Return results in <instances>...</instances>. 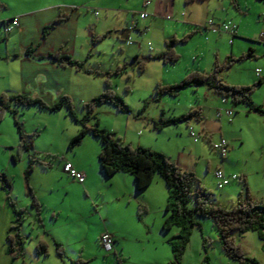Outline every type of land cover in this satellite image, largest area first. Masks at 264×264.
Wrapping results in <instances>:
<instances>
[{"label":"rangeland","instance_id":"rangeland-1","mask_svg":"<svg viewBox=\"0 0 264 264\" xmlns=\"http://www.w3.org/2000/svg\"><path fill=\"white\" fill-rule=\"evenodd\" d=\"M10 1L13 4L18 2ZM54 1L30 0L24 8H39ZM143 1L94 0L90 9L82 10L88 13L91 23H100L98 31L106 15L127 13L128 21L132 17L137 19L142 32L131 30V43L127 38L117 35L115 29L104 31V37L103 33L96 31L95 37L101 36L97 42H93L91 36L86 34L78 38L75 55L84 58L81 60L88 58L85 66L92 68L93 74H81V80L78 79L80 85L65 89L67 93L64 94L69 97L76 116L81 118L87 111L85 103L102 92L104 72L110 71L112 74L107 77L112 89L127 104L130 112L104 102L94 108L99 126L112 131L114 137H119L131 147L145 146L161 151L175 164L181 165L182 169L193 171L200 183L211 192L213 204L229 208L232 203L242 199L244 181L252 201L264 204V138H260L252 129L254 117L259 116L249 112L243 103L235 104L229 98H226L227 103H223L222 96L207 85L182 88L175 96L165 93L158 98L154 92L157 83H177L195 70L211 73L215 65L221 66L218 76L227 84L250 85L253 79L258 80V75L253 76L254 71L256 67L263 70L264 58H258V65L254 64L251 57L233 60L228 65V56L238 57L246 53L251 47L248 45L250 40L233 37L234 43L231 44L230 34L212 32L207 29V23L210 19L216 23L232 20L245 30L246 38L258 41V34L264 31V0H235L236 6L231 0H171L168 13L172 17L167 19L162 16L164 21H159L156 26L150 24L151 16L139 18ZM11 10L13 8L3 11L8 14ZM94 10L98 11L97 15H94ZM42 11L36 13L38 17ZM66 20H55L47 31L60 29V33H63L64 30H72L74 22ZM163 34H172L178 40L173 45L178 55L175 63L165 64L160 59L145 57L165 47ZM257 41L250 43L258 44ZM148 43L153 47L152 50H148ZM136 54L143 62L142 71H138L135 61H132ZM0 63L2 79L7 64ZM124 66V71L115 72L117 67ZM7 67L20 80L17 76L20 63L12 60ZM25 85L26 88L22 89L25 91L17 93L34 96L30 90L32 92L35 85L30 80ZM60 96L53 97L51 101L42 98L51 103ZM230 104L233 105L231 120L223 112ZM190 109L200 112L198 120L193 117L161 129L153 127V120L178 116ZM217 109L222 111L220 117L216 115ZM12 117L11 113L6 112L0 120V141L4 142H0V172L7 174L17 208L25 209L20 227L24 236L23 255L14 260L10 257L14 264H118L117 257L120 264H149L156 256L163 254V250L170 251L167 241L178 232V227L171 225L163 229V223L169 215L165 210L166 203L159 205L158 192H150L149 187L145 191H136V194L133 192L130 196L120 194L124 182L114 183V177H120V174L106 177L102 173L97 157L100 142L91 133H87L80 143L69 146L70 138L76 134L79 126L65 105L56 110L41 108L37 104L17 107L16 117L21 122L22 130L26 138L33 140V147L29 150H19V134ZM93 121L94 118H91L87 123ZM189 127L200 134L196 142L189 135ZM221 137L228 142L224 160L212 148V144ZM29 157L50 163L51 166L43 168L40 162L33 161L32 170L26 172ZM64 160L85 166L89 170L88 181L81 184L62 171ZM217 167L226 174H236L238 179L218 187L213 175ZM58 171L62 172L59 181L55 177ZM25 173L28 174V183L35 197L44 200L39 211L42 224L34 221L36 210L31 206L27 194ZM242 173L244 178L240 177ZM127 174L133 179L131 174ZM53 179L56 180L55 186L50 192L46 186ZM152 183L151 187L156 189ZM165 189L164 186V196L167 195ZM188 206L192 207L193 202H189ZM195 219L198 223L192 227L180 264H264V239L255 230L232 234L234 244L240 246L244 255L256 260V263L240 262L229 258L222 250L212 218L196 216ZM7 220L0 208V263L7 260V254L3 251L9 224ZM104 231L112 235L113 249L110 252L100 245L99 237ZM52 237L61 244L62 256L55 252ZM38 240L47 242V255H36L35 244Z\"/></svg>","mask_w":264,"mask_h":264},{"label":"trees","instance_id":"trees-1","mask_svg":"<svg viewBox=\"0 0 264 264\" xmlns=\"http://www.w3.org/2000/svg\"><path fill=\"white\" fill-rule=\"evenodd\" d=\"M189 1L192 0H186V2ZM231 2L236 6L235 0H231ZM6 23L7 21L4 22V24ZM53 25L54 22L44 27L43 32H46L47 28L52 27ZM235 34L236 33L230 35ZM105 35L106 33H103L102 37ZM99 37L101 36H98V38ZM98 38L92 36V41L96 42ZM177 41L178 40L174 36L166 39L165 49L157 54L149 56V58L160 59L165 64L175 63L178 60V55L175 52L173 45ZM181 41H185V39H182ZM26 51L28 52V50ZM251 56H253V49L250 47L246 53H242V55H239L238 57L228 56V65L233 60ZM51 57L60 66H72L76 70L90 72V70L85 67L84 60H77L68 54L60 52L51 54ZM132 61H135L138 71L143 70V62L138 59L137 55L132 57ZM124 68L125 66L117 67L115 72H122L124 71ZM220 69L221 66L215 65L214 70L211 73L195 70L190 72L185 78L177 83H157L154 92L157 97L165 93L175 96L182 88L207 85L210 89L221 95L222 98H229L235 104L243 103L249 111H257L264 115V108H262L261 105L255 104L251 98V93L253 92L256 83L250 85L227 84L218 76ZM104 74V88L102 92L93 96L87 103H85L87 111L81 118L76 116L70 99L66 94L61 95L56 101L48 103L40 96H32L25 93L10 94L2 92L0 94V120L6 112L12 114L14 124L16 125L19 134V150L31 149L33 147V140L30 137L26 138V134L21 127V122L16 117L18 106L37 104L41 108L56 110L65 105L70 115L79 126L76 134L70 138L69 146L80 143L87 133H91L93 136L97 137L100 142V148L97 155L98 162L102 173L106 177L119 171L129 173L135 180L136 191L140 192L148 187L156 176H159L164 182L168 190L165 210L169 212V215L164 221L162 227L163 229H168L171 225L178 227V232L175 235H172L167 241L170 246L172 258L165 264H180L182 254L189 242L192 227L198 223L195 219L196 216L212 218L213 226L218 233L221 248L229 258L240 262L256 263L254 258L244 255L240 246L234 244L232 237L233 232L242 233L247 230H255L259 237L264 239V204L252 201L246 181H244L245 193L242 199L232 203L229 208L213 204L210 200L211 192L200 183L193 171L182 169L171 161L163 152L145 146L131 147L130 145L123 143L119 137H114L112 131L99 126V121L94 114V108L104 102L111 103L120 110L126 109L127 113L130 112L127 104L112 89V84L108 79L112 72L106 71ZM259 82H261V78L257 80V83ZM193 117L197 120L200 118V112L197 109H190L187 113H182L178 116H171L168 118L160 117L157 121L153 120V127L161 129L164 126L175 124L182 120L188 121ZM91 118H94V121L93 123L88 124L87 122ZM33 161L40 162L43 168L51 166L50 163L37 160V158L34 157H29L26 172L32 170ZM25 178L28 188L27 194L31 199L30 204L35 208V216L40 222L39 211L42 204L37 201L31 187L29 186L27 173H25ZM0 182L5 191L9 192L11 183L4 172H0ZM7 197L15 214V218L7 231L6 251L11 256V259L14 260L23 255L24 236L20 232V227L21 218L23 217L25 210L24 208H17L14 200L9 197V194H7ZM189 202H193L192 207L188 206ZM53 241L55 252L59 256H62L63 249L61 244L55 239H53ZM35 253L36 255H47V242L38 240L35 244ZM117 261L118 264H120L118 257L116 258V262Z\"/></svg>","mask_w":264,"mask_h":264},{"label":"crops","instance_id":"crops-1","mask_svg":"<svg viewBox=\"0 0 264 264\" xmlns=\"http://www.w3.org/2000/svg\"><path fill=\"white\" fill-rule=\"evenodd\" d=\"M144 1L142 2V8L140 12L147 11L149 15L146 18H141L139 12V18L147 19L151 16L152 19H150L149 22L153 26H156V24L159 21H164V18H162V16L166 17L167 19H169L168 16H170V18L172 17V14L168 13L170 9L169 4L171 3V0H148L149 3L147 5H144ZM29 2L30 0H18L17 4H13L10 0H0V30L4 31L3 29L5 25L4 22L8 21V19L13 17H17L18 19L17 26H13L11 30L7 32L4 31L2 35L0 34V62H3L2 64H7L4 67L2 79H0V94L2 92H6L10 94L23 92L25 90L22 89L26 88L25 84L28 83V80H30L35 85L33 86L34 90L32 92L30 90V93L33 94L34 96H40L43 97L44 99H50L51 101L53 97L67 93L65 89H69L73 85L75 86L79 84L78 79H80V76H82L81 74H86V76L93 74L92 68H88L86 66L85 67L89 69L90 72L79 71L73 68L72 66H60L55 62V60L52 59L51 54L60 52L63 54H68L74 59L81 60L84 58H78V56L75 55V51L77 50L76 47H78L77 45L78 38H80V36L86 34V36H91L92 39V36H95L94 33H96V31L97 33L101 32L102 34L107 29L108 30L115 29L116 31L115 33L117 35L119 34L120 37L122 38L125 37L131 41L130 39L131 30L138 31L139 33L142 32L137 25V19L132 17V19L128 21V18L126 17L127 13L125 14L120 13L122 14V18L124 19L123 22H125V24H122L123 22L121 21L122 18L120 17V14L116 16L112 15L113 13L110 15H106L105 19H102L103 22L101 23V28H99L98 31L97 28L100 27L99 26L100 23L98 24L91 23L90 20L88 19V13L85 14L82 11L83 9L85 10L90 9V5L94 3V0H56L53 3H50L46 6H42L39 8H24L28 6ZM59 3L60 5H58ZM100 5L105 6L104 4H100ZM9 8H13V10H11L10 13L5 14L3 10ZM40 10L43 11L40 13L41 14L40 17H38L36 13ZM93 13L94 15H97L98 11L94 10ZM59 19L62 20L67 19L66 21L68 20L73 21L75 24L74 28L72 30H67V31L64 30L63 33H60V29L54 32L51 30L43 32L44 27L50 25L52 22H55V20H59ZM131 26H133L132 29ZM145 28L146 26L144 27V29ZM242 29H240V27H237L236 34L230 35L231 36L230 42L231 44H233L234 43L233 39L238 37L243 40L244 39H247V41L250 40L248 41V45H250L251 48L253 49V56H251V58L254 59L255 61L254 64L258 65L259 63L257 61L258 58H264V42H260L256 40L259 43L252 45L250 42L251 41L256 42V41L246 38L247 34L245 30L243 29L244 30L243 31ZM171 35L172 34H167V35L163 34L162 39L164 40V46H165V40L167 38L172 37ZM79 46H81V44H79ZM148 46H149L148 50L153 49V47L150 46V43H148ZM164 49L165 47L161 51H163ZM26 50H28V52ZM149 56L151 55L148 54L145 57H149ZM86 59L84 60L85 62H87ZM12 60H16L17 62L20 63V72L19 75H17L20 77V80L18 77L16 78V75L15 76L12 75L10 68L7 67L9 66V62ZM256 69L257 67L255 68L254 71L255 74L253 76L258 75L257 77L258 79L261 78V82L257 83V80L256 81L254 79L252 80L253 81L252 84L256 83V86L253 90L254 92L251 98L255 104L261 105V107L264 108V67L263 70L261 69L260 71L261 73L259 74L256 73ZM20 81L21 83H19ZM22 83H24L23 84L24 87L22 86ZM87 87H89V85H87ZM222 102L227 103V99H225V101ZM228 107H233V105L231 104L227 105L226 108ZM249 112H253L254 114H256V116L257 115L259 116V117H254L255 124L253 125V128L252 127L251 128L255 130L256 135H258L260 138H264V115L257 111L250 110ZM0 142L4 143L2 141ZM64 161L70 162L75 169L79 171H83L85 173V178L83 179L82 182L76 179L79 183L85 184L88 181L89 170L85 166L79 165L76 162L73 163L71 160H64ZM116 174H120L118 175L120 177H114V183L119 184L120 181L124 182V186H122L123 191H121L120 194H127L128 196L132 195L133 192L134 194H136L134 178L132 179L126 172H122V171L116 172L113 175L116 176ZM55 177H57L58 181L61 180L62 172L58 171ZM240 177L244 178L245 175L242 173L240 174ZM120 178L122 179L119 180ZM236 179H238V176ZM236 179H232L231 181ZM54 181L56 180L53 179L49 181L48 185L46 186L47 190H49L50 192L53 190L55 186ZM152 182H154L156 189H153V187H151L153 184ZM152 182L148 186L149 188L146 187L143 191H145L148 188L150 192L152 191L158 192L159 194L158 204L164 205L167 202V196H168L167 187L165 186V184L163 185L162 179L158 176H156ZM164 186L166 188L165 189L167 193L166 196H164L162 191V188ZM0 189L2 191V196L0 198L1 199L0 208H1V212L3 213V216L4 217L7 216L8 219L7 221L9 223L8 228H9V226L12 224L15 218V214L13 212L11 205L9 204L7 197V194H9V197L12 200H14L11 193L12 185L9 192L5 191L1 183H0ZM35 198L41 204L43 203L41 201H44V200H40L38 197ZM14 202L15 205L17 206L16 200H14ZM34 221L37 222L38 224H42L41 220L39 222L37 218H35ZM8 228L6 230V235ZM6 247H7V241L5 237V242L3 244V251L5 254H7L6 255L7 260L5 261V263L1 262L0 264H14L13 261H11L10 259L11 256L6 251ZM170 251L163 250L164 253L163 254L161 253V255L156 256L157 258L150 261L149 264H165L167 261L170 260L171 257L169 255Z\"/></svg>","mask_w":264,"mask_h":264},{"label":"built area","instance_id":"built-area-1","mask_svg":"<svg viewBox=\"0 0 264 264\" xmlns=\"http://www.w3.org/2000/svg\"><path fill=\"white\" fill-rule=\"evenodd\" d=\"M148 3H149L148 0L144 1V5H147ZM148 15L149 14L147 11L140 12L141 18H146ZM168 18H170V16H168ZM262 19L264 21V16ZM17 25H18L17 17L10 18L5 24L4 31L7 32L11 30L13 26H17ZM132 28L133 26H131V29ZM207 29L211 30L212 32H225L228 34H234L236 33L237 25L235 22L231 20L222 21L221 23H216L212 19H210L207 23ZM257 39L260 42H264V31H261L258 34ZM128 42L130 43L131 41L128 40ZM260 71H261L260 68L256 69L257 74H259ZM222 101H225V98H223ZM223 112L228 117L229 120L232 119L233 109L231 107L225 108ZM216 115L220 117L222 115V111L220 109H217ZM189 135L193 138L194 141L200 138V134L195 133L191 127H189ZM212 148L219 153L221 158H224L228 152V142L224 137H221L219 141L212 144ZM62 169L68 175L77 179L80 182H82L83 179L85 178V173L83 171H79L75 169L74 166L68 161L63 162ZM213 175L217 179L218 187H223L227 185L232 179L237 178L236 174H231V175L226 174L220 167L215 168V170L213 171ZM99 241H100V245L105 251L110 252L113 249V239H112V235L109 232L105 231L101 233L99 237Z\"/></svg>","mask_w":264,"mask_h":264}]
</instances>
